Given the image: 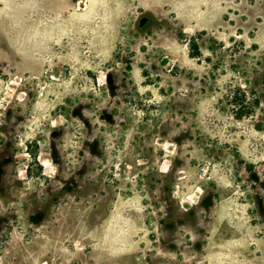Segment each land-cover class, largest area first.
<instances>
[{"label": "rangeland", "instance_id": "obj_1", "mask_svg": "<svg viewBox=\"0 0 264 264\" xmlns=\"http://www.w3.org/2000/svg\"><path fill=\"white\" fill-rule=\"evenodd\" d=\"M0 264H264V0H0Z\"/></svg>", "mask_w": 264, "mask_h": 264}]
</instances>
